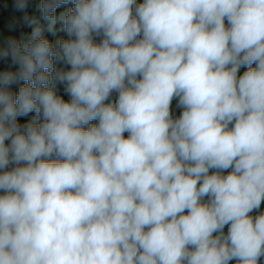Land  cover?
Here are the masks:
<instances>
[{
  "label": "clouds",
  "instance_id": "clouds-1",
  "mask_svg": "<svg viewBox=\"0 0 264 264\" xmlns=\"http://www.w3.org/2000/svg\"><path fill=\"white\" fill-rule=\"evenodd\" d=\"M73 2L0 43V264H260L264 0Z\"/></svg>",
  "mask_w": 264,
  "mask_h": 264
},
{
  "label": "trees",
  "instance_id": "trees-1",
  "mask_svg": "<svg viewBox=\"0 0 264 264\" xmlns=\"http://www.w3.org/2000/svg\"><path fill=\"white\" fill-rule=\"evenodd\" d=\"M42 0H30L29 8L27 9L28 15L31 17H35L39 21V26L43 29L42 35L44 38L48 39L50 42H52L55 45V42L58 39L61 38H67L66 33L63 31V22L59 19L61 13H66L67 11L71 10L72 7H74L73 0H69V3L62 5L60 8L56 10V16H57V22L53 26V31L49 32L48 29V21H45L42 19V13L40 10V4ZM143 0H137V3H142ZM5 5H7L5 7ZM14 0H0V43L3 42L7 37L15 38L22 43L28 42L31 33L33 29L37 26L35 24L29 25L22 21L21 17L23 13L17 12L14 10ZM227 25V21H225ZM11 25V27L9 26ZM100 37H96V42L100 41ZM57 67H60V65H57ZM255 67V65H253ZM11 68V70H16L18 68V65H11L10 60L9 61H0V71L6 70ZM246 67H242V74L244 71H246ZM24 82L21 81L14 89V93H18L19 87L23 86ZM58 94L61 95L66 101L70 99L63 90V86L60 85ZM117 94L113 93L112 97H110V100H115ZM107 103V101H106ZM178 101L174 99L172 101V114L174 118H178L179 115L182 112V108L177 107ZM34 113H30L27 117H18V122L23 124L28 122L34 117ZM42 120V117L40 118ZM92 124H97L98 121H92ZM87 126H85L86 130ZM128 134L125 133V136ZM57 157H52L53 161H56ZM230 171V170H229ZM226 174V173H225ZM3 193L0 192V195ZM207 200V197L205 198ZM264 211V202H262L261 207L258 211H254L251 215L255 216L259 213ZM227 227H225L224 231L227 233ZM230 264H235L234 261L230 262Z\"/></svg>",
  "mask_w": 264,
  "mask_h": 264
},
{
  "label": "rangeland",
  "instance_id": "rangeland-1",
  "mask_svg": "<svg viewBox=\"0 0 264 264\" xmlns=\"http://www.w3.org/2000/svg\"><path fill=\"white\" fill-rule=\"evenodd\" d=\"M239 74H241L242 75V68L240 69V73ZM17 85H13L12 86V91L14 92V89H15V87H16Z\"/></svg>",
  "mask_w": 264,
  "mask_h": 264
},
{
  "label": "built area",
  "instance_id": "built-area-1",
  "mask_svg": "<svg viewBox=\"0 0 264 264\" xmlns=\"http://www.w3.org/2000/svg\"><path fill=\"white\" fill-rule=\"evenodd\" d=\"M7 143V142H6ZM264 212V211H263ZM260 264H264V257L261 258Z\"/></svg>",
  "mask_w": 264,
  "mask_h": 264
}]
</instances>
